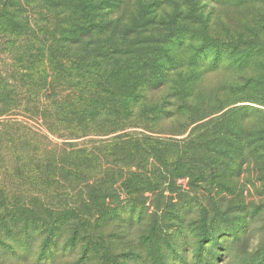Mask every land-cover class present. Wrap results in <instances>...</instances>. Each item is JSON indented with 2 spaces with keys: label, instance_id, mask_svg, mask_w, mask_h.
Listing matches in <instances>:
<instances>
[{
  "label": "rangeland",
  "instance_id": "374dc122",
  "mask_svg": "<svg viewBox=\"0 0 264 264\" xmlns=\"http://www.w3.org/2000/svg\"><path fill=\"white\" fill-rule=\"evenodd\" d=\"M87 7L103 67L154 61L164 75L145 93V110L157 107L136 109L126 130L70 139L42 119L98 72L63 35L91 19ZM251 50L260 64L241 67ZM0 91V120L29 126L46 148L125 132L119 165H132L112 197L87 198L81 179L70 194L30 189L21 207L0 206V264H264V0H0Z\"/></svg>",
  "mask_w": 264,
  "mask_h": 264
},
{
  "label": "trees",
  "instance_id": "16d2710c",
  "mask_svg": "<svg viewBox=\"0 0 264 264\" xmlns=\"http://www.w3.org/2000/svg\"><path fill=\"white\" fill-rule=\"evenodd\" d=\"M87 11L91 19L73 22L63 31V35L71 40V47L84 48V63H90L88 67L91 68L97 66L98 72L90 82L82 86L75 85L76 88L68 96L53 104L56 109L54 118H48L49 122L41 118L48 133L57 136L55 129H62L69 133L67 135L70 139L92 133L104 137L126 130L132 125L133 119H138L134 112L136 109L142 108L138 112L147 113L157 107L156 104L148 105V109H151L145 110L148 104L145 93L149 88L152 89L150 80L164 75V72H160L163 68L154 61L148 66L131 63L111 65L110 69L103 67L100 60L106 54L104 51L100 52V43L91 39L93 35L102 33V26L92 19L93 9L87 7ZM116 28L117 24L114 26ZM85 37L89 38L87 42H83ZM244 45L253 48L251 43ZM214 49L212 61L208 64L213 69L221 63L223 56L220 49ZM242 55L241 67L247 63L260 64L257 57L261 52L251 50ZM156 87L159 88L160 85ZM257 101L264 106V98ZM6 106L0 100V112H4ZM202 118H187L186 123H195ZM40 138L42 139L41 134L17 119L0 120V206L7 204L10 207H21L23 201L29 202L30 196L23 194L30 189L44 196L49 193L60 195L59 190L68 194L81 179L86 184L83 187L87 198L112 197L116 177L121 173L118 171L121 167L130 171L132 167L129 164L119 165L123 161L127 162L129 153L127 150L130 141L125 132L112 138L100 139L99 144L92 148L56 150L41 145ZM130 174L131 172H126L122 179L125 180ZM43 207L44 205L39 206L37 211L43 210ZM41 216L44 214H33L31 219L26 218L23 222L27 225L36 220L33 218Z\"/></svg>",
  "mask_w": 264,
  "mask_h": 264
}]
</instances>
